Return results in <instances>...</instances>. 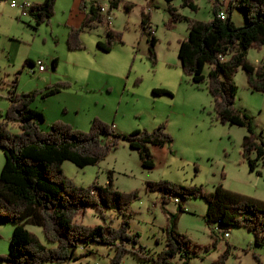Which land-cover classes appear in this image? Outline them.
I'll use <instances>...</instances> for the list:
<instances>
[{
	"label": "rangeland",
	"instance_id": "374dc122",
	"mask_svg": "<svg viewBox=\"0 0 264 264\" xmlns=\"http://www.w3.org/2000/svg\"><path fill=\"white\" fill-rule=\"evenodd\" d=\"M10 1L0 2V120L10 105L8 96L15 82L19 94L37 93L31 107L43 110L49 121H62L80 131L90 129L94 118L114 125L116 131L125 134L134 130L152 131L164 124L172 142L163 147L150 146L155 160L153 168H144L138 150L122 140L95 165L79 168L71 161L62 162L63 175L78 187L106 185L111 179L117 190L125 193L138 190L139 198L128 206L131 232L138 234L139 244L152 252L163 249L165 227L175 218L176 229L202 247L193 264H214L227 246L231 250L225 264H257L256 257L264 264V245H256L253 233L243 226L213 224L207 218L205 199H181L183 212L175 197L163 202L161 191L146 189L150 180L196 185L208 192L222 185L264 201V164L258 167L261 174L251 171L249 160L242 154L246 128L216 122L211 94L189 83L178 59L179 41L188 37L189 21L211 20L213 2L193 0L197 5L193 9L184 5V0H172L183 18L169 27L171 13L166 0H121L117 8H111V19L105 18V23L81 33L79 38L86 49L71 51L67 37L70 27H76L73 24L79 20L76 13L79 0H57L54 17L38 29L34 28L33 17L23 16L22 9L11 7ZM109 1L98 0L104 6H109ZM221 1L224 6V0ZM126 3L134 5L130 12L125 10ZM142 10L150 14L153 33H145L141 26ZM232 13L236 25L244 24L242 11L234 9ZM107 25L122 34V42L115 41L110 52L101 51L96 45L99 40H105ZM153 35L158 38L155 66L148 57V39ZM247 57L254 65L264 63V47L248 49ZM28 58L36 62L44 60L47 70L38 72L37 67H23ZM54 58L58 60L55 69ZM245 73L240 68L234 75L239 87L235 106L253 118L256 135L264 141V94L250 89ZM62 81L69 86L62 87L60 92L47 97L39 93L49 83ZM154 88L167 89L172 95H156ZM43 127L44 122L41 128L49 129ZM9 129L19 132L17 126ZM4 157L0 149V172ZM250 157H255V153ZM105 211L108 221L115 219L117 223L124 219L115 212ZM80 221L94 226L105 220L94 206L87 205ZM14 227L13 222L0 223V256L9 252ZM27 228L45 245L54 246L45 239L41 227L29 224ZM213 235L219 238L216 248L212 247ZM85 246L84 252L88 254L78 260L48 264L110 263L113 250L108 246L91 242ZM123 264L150 262L129 252Z\"/></svg>",
	"mask_w": 264,
	"mask_h": 264
},
{
	"label": "trees",
	"instance_id": "16d2710c",
	"mask_svg": "<svg viewBox=\"0 0 264 264\" xmlns=\"http://www.w3.org/2000/svg\"><path fill=\"white\" fill-rule=\"evenodd\" d=\"M56 1L44 0L31 5L29 14L35 20L34 28L51 21ZM89 1L81 0V8L86 12L83 22L70 27L67 46L71 51L85 50L79 38L81 33L105 23V15L100 12L104 5L98 0ZM120 1L110 0L109 11L117 8ZM166 1L171 13L168 26L172 27L183 16L172 5V0ZM183 4L197 9L193 0H184ZM212 4L211 20L189 21L188 37L179 41L178 59L189 83L205 88L211 94L216 122L246 128L242 154L249 160L250 170L261 174L258 167L264 164V141L256 135L253 118L235 106L239 87L234 75L240 68L244 69L250 89L264 94V63L254 65L247 59L248 49L264 47V0H229L226 11L221 0ZM125 7L130 12L134 5L126 3ZM234 9L243 12L245 22L242 26L236 25L232 19ZM224 11L225 16H221ZM141 15L144 32L153 33L150 14L142 10ZM105 36V40L96 42L101 51L110 52L115 41L122 42V34L108 25ZM157 40L154 35L148 39V57L154 66L157 63ZM57 64L58 60L54 58L52 68L55 69ZM28 65L35 66V61L28 58L23 67ZM13 86L8 96L10 105L3 112L4 119L0 120V149L5 155L0 172V223L13 222L15 227L9 252L0 256V264L67 263L88 254L84 251L90 242L105 244L113 250L109 264H123L129 252L150 264H193V258L198 256L202 247L176 229L175 218L165 227L164 247L159 252H152L139 244V235L131 232L128 218V206L139 198L138 190L128 193L117 190L111 179L106 185L78 187L63 175L62 162L71 161L79 168L95 165L122 140L138 150L144 168H153L155 160L150 146L163 147L172 142L164 124L152 131L134 130L125 134L116 131L114 125L94 118L87 131H80L62 121L54 122L49 129L43 130V111L31 107L37 93L19 94L17 83L14 82ZM68 86L65 81L49 84L39 93L47 97ZM153 92L156 95L171 94L164 88H154ZM11 126H17L19 132H12ZM252 153H255L253 158L250 157ZM146 189L161 191L163 202L175 197L183 212L181 199L203 198L208 202L207 218L213 224L243 226L253 233L256 245H264L262 200L230 191L222 185L208 192L196 185L150 180L146 182ZM87 205L94 206L105 221L94 226L82 224L80 220L86 214ZM105 209L124 219L117 223L115 219L108 221ZM29 224L41 227L45 239L54 246L45 245L36 233L27 228ZM215 228L217 230L218 226ZM213 238L212 247L216 248L219 238L215 235ZM230 250L227 246L214 264H225ZM256 260L257 264H263L258 257Z\"/></svg>",
	"mask_w": 264,
	"mask_h": 264
},
{
	"label": "built area",
	"instance_id": "2783aa9c",
	"mask_svg": "<svg viewBox=\"0 0 264 264\" xmlns=\"http://www.w3.org/2000/svg\"><path fill=\"white\" fill-rule=\"evenodd\" d=\"M211 1L214 3L216 0H214V1L211 0ZM10 4H11L10 5L11 7H20L22 9V15L23 16L29 15V10H30V7L32 5V3L28 2V1L22 3V2H20L18 0H11ZM228 4H229V0H224L225 11L228 8ZM108 8H109V6H103L100 9V12L105 15V18L111 19L112 18V14H111V12L109 11ZM225 11H224V16H225ZM36 67H37V71L38 72H43V71H45L48 68V66L45 64L44 60H42V59H39L37 62L35 61V68ZM225 235L229 236L228 232H226Z\"/></svg>",
	"mask_w": 264,
	"mask_h": 264
},
{
	"label": "crops",
	"instance_id": "0c3cea01",
	"mask_svg": "<svg viewBox=\"0 0 264 264\" xmlns=\"http://www.w3.org/2000/svg\"><path fill=\"white\" fill-rule=\"evenodd\" d=\"M28 1V0H27ZM30 1V3H35V2H37V3H41V2H43L44 0H29ZM28 1V2H29ZM81 7V0H79V5L76 7V8H78V9H76V13H78V18H79V20H78V22L77 23H75V24H73L74 26H79L80 25V23L81 22H83V20H84V18H85V10H83L82 8H80ZM212 8H213V6H212ZM232 19H233V13H232ZM240 25H243V24H240ZM240 25H238V26H240ZM32 67H35L34 65L32 66ZM47 70V69H46ZM45 70V71H46ZM45 71H43V72H45ZM50 84V83H49ZM50 85H52V84H50ZM43 111V110H42ZM43 114H44V111H43ZM44 118H45V120H44V126L45 127H43V128H48V127H50V125H52V123L53 122H51V120L49 121V119H47L46 118V115L44 114Z\"/></svg>",
	"mask_w": 264,
	"mask_h": 264
},
{
	"label": "bare ground",
	"instance_id": "6f19581e",
	"mask_svg": "<svg viewBox=\"0 0 264 264\" xmlns=\"http://www.w3.org/2000/svg\"><path fill=\"white\" fill-rule=\"evenodd\" d=\"M220 15H221V16H224V12H221Z\"/></svg>",
	"mask_w": 264,
	"mask_h": 264
}]
</instances>
